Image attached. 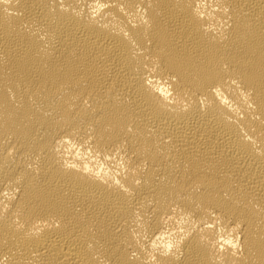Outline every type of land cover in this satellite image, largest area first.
<instances>
[{
  "label": "bare ground",
  "instance_id": "6f19581e",
  "mask_svg": "<svg viewBox=\"0 0 264 264\" xmlns=\"http://www.w3.org/2000/svg\"><path fill=\"white\" fill-rule=\"evenodd\" d=\"M0 264H264V0H0Z\"/></svg>",
  "mask_w": 264,
  "mask_h": 264
}]
</instances>
